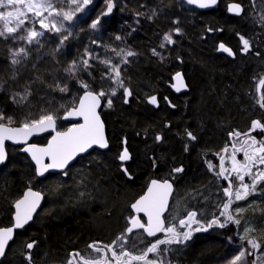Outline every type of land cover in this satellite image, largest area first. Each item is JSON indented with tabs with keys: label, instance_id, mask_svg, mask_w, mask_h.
Segmentation results:
<instances>
[{
	"label": "trees",
	"instance_id": "1",
	"mask_svg": "<svg viewBox=\"0 0 264 264\" xmlns=\"http://www.w3.org/2000/svg\"><path fill=\"white\" fill-rule=\"evenodd\" d=\"M178 1L115 0L113 15L102 18L107 28L115 31H118V19L127 21L131 27L128 29L130 43L141 54L140 61L130 71L132 95L129 98L121 95L106 109L102 97V117L110 142L109 151L99 155L103 160L102 173L96 177L108 199L102 213L103 224L87 212L40 225L33 222L17 231L0 264H28L25 255L29 251L32 264H57L59 260L56 259L69 255L71 250L79 249L88 241L103 238L108 228H116L124 201L140 194L153 178L175 177L183 183L177 185V190L199 187L207 177L208 154L220 153L228 133L245 123L252 112L251 89L255 76L264 71V33L245 22L246 9L243 17H234L227 11L229 0H219L209 11H195L192 25L188 23L181 36L174 33L176 43L161 50L157 41L167 30L176 28L175 23L180 20L176 14L175 2ZM235 1L246 7V0ZM104 7L105 0L96 3L97 16ZM95 17L91 16L86 22L91 24ZM240 36L246 37L251 44L247 53L241 51ZM221 43L231 48L235 55L220 51ZM154 48L163 59L153 55ZM72 60L47 59L26 68L21 80L31 85L32 95L24 106L16 105L6 92L0 90V111L6 117L14 118L13 126L25 118H38L41 109L52 112L60 120L85 91L79 80L86 81L94 92L102 89L100 74L94 69L92 79L87 75H79L78 79L69 78L67 73L62 78L56 75V68L61 67L59 64L65 65ZM95 67L99 70L97 65ZM178 71L182 72L188 87V91L181 94L169 89L172 76ZM11 76L8 58L0 55V86ZM57 82L66 83L68 92L55 90ZM165 90L168 101L163 100ZM151 95H157L156 106L146 101ZM187 132L196 139L189 138ZM157 136L161 139L157 140ZM125 147L130 154L127 175L117 169L115 161L116 155ZM7 150L8 160L0 167V228L12 223V205L23 191L29 187L39 189V181L26 156L16 147L8 146ZM176 168L183 171L176 173ZM251 200L256 203L252 207L255 209L251 208L245 216L255 229L250 235L264 242V183L257 186ZM100 213L96 212L95 216ZM229 237L234 238L229 230L200 236L177 254L170 250L172 245H164L162 249L169 250L161 253L162 259L165 264H218L223 255L224 239ZM33 241L35 246L31 250L25 249L23 253L12 250L15 245L24 246ZM237 243L253 251L246 241L235 240ZM153 256L151 254L150 259ZM254 258V255L247 257L248 264Z\"/></svg>",
	"mask_w": 264,
	"mask_h": 264
},
{
	"label": "snow or ice",
	"instance_id": "2",
	"mask_svg": "<svg viewBox=\"0 0 264 264\" xmlns=\"http://www.w3.org/2000/svg\"><path fill=\"white\" fill-rule=\"evenodd\" d=\"M217 0H187L188 4H196L200 8H208L215 5ZM93 0H0V38L12 39L15 41H23L26 45L41 46V39L48 33L61 34L66 32V35L60 36L59 46H62L71 36L69 30L71 22L76 20L78 13H84ZM106 11L100 13L95 20L90 24V28L98 29L102 22V18L108 16L115 7V0H105ZM229 12L235 15H242L244 9L240 3L229 5ZM155 15V12H153ZM142 15V13H137ZM151 19V17H149ZM67 22V23H66ZM261 22L264 23V16H261ZM178 23V22H177ZM38 25V27H37ZM181 29L176 27L170 30L161 38L159 47L165 48L167 45L174 44L176 41L173 38V33L179 35ZM211 31V29H209ZM117 40L121 37L117 36ZM242 42L241 51L247 53L251 49V44L244 36H240ZM95 43V42H94ZM220 50L235 55L231 48L226 47L223 43L219 45ZM116 57L120 60L118 63H113V58L100 60L106 68L105 74L101 79H108L115 83L117 87L123 88L125 97L131 96V91L124 87L122 78L121 66L129 63V57L136 55L135 52L120 49H111ZM153 55L161 56L155 48L152 49ZM30 54V48L22 46L12 50L11 63L13 65L21 64L23 59H26ZM86 57L80 60L71 61L64 71L71 79H78L81 72H86L91 75L89 69L92 68L90 60L93 59L92 54L85 50ZM176 79L182 84V76L176 73ZM81 87L85 90L84 95L79 97V106L68 111V116H80L83 118L82 124H75L68 128L65 132H56L46 147H37L36 145H28L24 149L30 153L32 160L36 163V174L43 176L49 169H63L78 153L85 152L94 145L101 148H107L108 142L104 135V125L97 113V108L100 105L102 97H108V106L112 104V96L116 95V88H111L110 92L101 89L94 92L90 89V85L79 80ZM260 86H264V77L259 80ZM186 87V85H183ZM49 87H53L50 85ZM175 87V85H174ZM55 90L60 92H68V85H61L57 82L54 85ZM180 89L177 88V91ZM32 95L31 85L25 86L23 91L17 92L12 96L13 102L23 104L29 101ZM260 106L264 108V95L260 97ZM127 103V99H125ZM149 103L157 104V97L151 96ZM56 116L45 109H41V114L38 118H25L19 126H13L16 121L12 116H5L0 111V164L7 160V152L5 150V141L12 140L16 142L23 141L27 143L28 137L34 133L45 132L48 129L55 130ZM256 129L264 130V124L259 120H254L251 129L246 133L232 132L229 135L233 137L244 136L245 139L240 140V147L237 148L235 143L232 145V152L229 157L231 160V168H225L224 156H220L219 171L216 172L218 178H223L228 181V187L223 189V195L227 198L222 204L218 205L219 216H213L205 225L198 219L197 211H187L183 218L177 222H168L164 218V213L168 210V200L172 193V184L167 180L163 182L152 180L147 188L146 193L136 200L131 207L137 213H144L147 216V222H142L138 216H133L129 220L130 226L126 228L124 233L116 237L111 244H103L102 242H93L88 245V249L94 258H86L79 251L69 254L67 264H132L133 261L140 264H165V261L160 258L162 252H167L168 248H163L164 245H186L191 240L194 232L207 231L213 225H218L223 228L229 223L236 225L241 224V218L246 211L245 208L236 207L233 209V204L238 201L247 200L253 193L257 191V186L264 183V139L257 140L250 132ZM189 138L195 140L196 137L191 133H186ZM157 140L161 137L157 136ZM228 152V146L223 149ZM238 152L243 153V161L236 158ZM219 155V154H218ZM48 157L51 163H44V158ZM121 161L130 159L128 149L125 147L120 154ZM209 169L214 166L209 163ZM176 173L183 171L182 168L174 169ZM127 172V169H125ZM227 173V175H226ZM250 178V183L245 182V177ZM233 180L238 181V185H233ZM83 195V193H81ZM43 196L40 192L33 191L29 187L23 196L14 201V224L12 227L0 228V258L5 257L6 251L9 248L10 242L13 241L15 229L23 228L33 218V213L40 205ZM199 215H202L199 214ZM223 217V221H221ZM175 220V217H173ZM198 225V227H193ZM134 230H143L148 237H156L158 233L163 234V238L155 239L141 254L134 255L128 250V238ZM255 229L245 227L243 235L240 236L241 241H246L251 250H259L261 243L250 234ZM35 246V241L27 243L26 249L31 250ZM155 254L156 259H150L149 254ZM110 254V255H109ZM254 251H250L241 247L238 254L233 256L228 264H248L247 257L253 256ZM28 264H32V254L29 251L25 255ZM260 258L253 259L251 264H258Z\"/></svg>",
	"mask_w": 264,
	"mask_h": 264
},
{
	"label": "rangeland",
	"instance_id": "3",
	"mask_svg": "<svg viewBox=\"0 0 264 264\" xmlns=\"http://www.w3.org/2000/svg\"><path fill=\"white\" fill-rule=\"evenodd\" d=\"M98 1L99 0H93V3L88 6L84 13L77 14L78 18L71 22V25L69 27V30L72 32V36L67 41H65L62 46L58 47L60 36L66 35V32H63L61 34L48 33L41 39V46H28L23 41L0 38V44H2V47L0 46V55L8 58L9 67L12 73L10 80L3 83L0 86V90L2 92H6L12 102V96L17 92L23 91L24 87L29 85L28 83H25V81H22L21 77L24 75L26 68L28 69L30 65L35 66L37 63H40L43 60L47 59H52L58 62V58H72L74 60L88 58L84 55L85 50L91 53L93 57V59L90 60L93 68L89 69V71H91L92 74H94V71L99 72L100 74V77L98 76L101 82L99 86H101V88L106 92H110L111 88H116V95L111 97L112 101L118 99L121 95H123L124 91L123 88L117 87L114 82L108 79H101V77L106 72V68L99 61L112 57L113 63H118L120 58L116 57L115 53H113L111 49H116L117 51H119L120 49H125L135 52V56L129 57V63L121 66L124 87L131 90V88L129 87L131 80L130 71L135 63L140 61L139 59L141 58V54L138 53L135 47L130 43V31H128V29H130L131 27L128 26L129 24L127 21H124L127 25H125L124 28H121V30H109L108 28H104V24L102 23L104 21L103 20L98 29H91L90 24H88L86 21L91 16H97V13L94 10ZM175 4L177 9L176 14L180 19L177 21L178 23L176 22L175 24L182 30L180 33L181 36L184 34V29L188 25V23L192 25L191 18L192 16H196L195 11H201L191 8L182 0L178 1L177 3L175 2ZM105 10L106 6L104 7V11ZM261 16H264V0H246L245 22L248 25H253L255 29H259V31L261 30L260 32L264 33V23L261 22ZM169 31L170 29L167 30V32ZM117 36L121 37V39L117 40ZM160 43L161 40L157 41V44L160 45ZM22 46L29 47L30 54L26 59L22 60L21 64L13 65L11 63L12 50ZM164 49H166V47L161 50ZM69 63L65 62V65H63L62 62V64H59L61 67L56 68V75L62 78L66 73L64 69L68 66ZM95 65H97L99 70L96 69ZM79 75H87L88 78H94L93 76L88 75V73L86 72H81ZM261 78L257 79L256 82L252 85V112L248 114V117L245 120V124L243 123L237 128L241 129L249 126L254 120H259L262 124L264 123V108L260 106L259 102L260 97L264 95V86H260L259 84V80ZM103 98L105 100L104 108L106 109L109 107L107 103L108 97ZM29 101L18 105L24 106L25 104H28ZM15 104L17 105V103ZM57 120L59 121V119ZM59 125L60 124L58 123V127ZM221 153L222 151L220 153L216 152L215 154H208L209 156L207 159V164L205 165V168L208 172L207 177L199 187H194L190 190H176L174 203L177 209V206H179L181 210L186 207L189 210L191 207H193L196 211L199 212V214L202 213L201 217H203L204 219L208 214L207 212L212 213L219 210L218 205L222 204L225 197L223 195V189L227 187V185H224V188L220 187L219 185L222 181V178H218L216 176V172L220 170L218 158ZM230 155L231 154H229V156L224 159V166L228 169L231 168V160L229 159ZM117 158L118 157H115V161H117ZM102 162L103 160L99 155H91L78 161L77 164L69 168L66 172L53 174L52 176H49L48 178L40 181L38 183V188L43 192V194H45V205L35 218V223L40 225L46 222H56L61 220L65 216L87 212L92 213L93 217H95L97 220H99L100 223L103 224V220H101V218L102 213L104 212V207L107 206L106 204L108 203V199L105 195V190L101 188L102 183H100L96 178L99 177L102 173ZM209 163L214 166L212 170L209 169ZM246 178L248 177L246 176L245 179ZM173 180L176 181L177 185H183V183H179V181H177L175 177L173 178ZM233 185L235 188V186L238 185V181L233 180ZM81 193H83V195H81ZM254 194L255 193H253L247 200L238 201L232 206L233 209H235L236 207L246 209V211L243 213V216L238 217L241 218L240 225L231 223L232 228L234 229V233L239 234L237 235L238 239H240V236L243 235L245 227H252L250 221L246 220L245 216L248 214L249 210L256 205V203L251 200ZM135 198L136 196L133 195L124 201L122 209L119 210V217L116 220V222L118 223L117 227L113 228V226L112 228H108V230H106L105 232L106 234L103 235L104 239L108 241H111V239H116L118 235L125 232L126 227H129V217L131 213L130 206L132 205ZM99 211L101 212L100 215L98 214V216H95V213ZM181 217L178 216L176 218L180 219ZM176 222L178 223V220ZM256 237L258 238V236ZM145 240L146 239H144L142 232H133L131 234L129 243L130 246L133 247L139 244H143ZM234 242L235 240H227V242L225 243V251L224 253H222L223 255L218 260V264H228V261L231 260L233 256L238 254L241 246L238 243L235 244ZM260 243L262 245L261 248L259 250H253L255 256L254 259L259 257L260 259L258 260V264H264V242ZM25 246L26 245H15L12 250L15 253H23L26 249ZM154 256L151 259L157 258L155 254ZM160 258L162 259V254L160 255Z\"/></svg>",
	"mask_w": 264,
	"mask_h": 264
},
{
	"label": "flooded vegetation",
	"instance_id": "4",
	"mask_svg": "<svg viewBox=\"0 0 264 264\" xmlns=\"http://www.w3.org/2000/svg\"><path fill=\"white\" fill-rule=\"evenodd\" d=\"M74 107V106H73ZM67 113V112H66ZM65 113V114H66ZM64 114V115H65ZM64 115L62 116V118L58 121L57 119H56V127H57V131H59V132H63V131H65V130H67L69 127H71L73 124L72 123H69V122H66V121H64L63 120V117H64ZM58 123L60 124L59 125V127H62V128H59L58 127ZM264 124V123H263ZM251 125L252 124H250L249 126H246V127H244V128H237V129H235L234 131H231V132H239V133H246V132H249L250 131V129H251ZM230 134V133H229ZM228 134V136H227V139L225 140V142L223 143V149L225 148V146L227 145L228 146V152H224L223 151V149H222V153H221V155L220 156H224V158H226V157H228L229 156V154H231V152H232V145L235 143V145H236V147L237 148H239L240 147V143H239V141L240 140H243V139H245V137L244 136H241V137H239V138H237V137H233V136H230ZM250 135H252V136H254L257 140H262V139H264V130H261V129H256V130H253V131H251L250 132ZM49 137H50V135H44V136H41V137H39V138H35L32 142L33 143H35V144H39V145H45L46 143H47V141H48V139H49ZM108 142H109V140H108ZM9 146V145H8ZM8 146H7V148H8ZM16 148H19V147H16ZM109 148H110V142H109V147H108V149L107 150H105V151H102V150H98V149H93L92 151H90L88 154H86V155H84V156H81V157H79L71 166H69L64 172H66L69 168H71L72 166H74L75 164H77L78 163V161H80L81 159H83V158H86V157H88V156H91V155H101V154H104V153H106V152H108L109 151ZM8 151V150H7ZM19 151H20V148H19ZM123 152V151H122ZM121 152V153H122ZM21 153V152H20ZM121 153H118L117 155H118V158H117V169L120 171V172H122V173H127V172H125V169H127L126 168V166H121V164H125V163H128L129 162V160H127V161H121L120 159H119V156H120V154ZM21 154H23V153H21ZM25 155V154H24ZM116 155V156H117ZM130 155V154H129ZM26 156V155H25ZM220 156H219V158H218V164L220 165ZM26 158H27V160L29 161V163L31 164V166L33 167V173H34V177H35V179H38V181L40 182V181H42L43 179H46V178H48L49 176H52L53 174H60V173H51V174H48L45 178H42V179H39L37 176H36V170H35V167L33 166V164L31 163V161L29 160V158L26 156ZM236 158L238 159V160H240V161H243V159H244V157H243V153L242 152H238L237 154H236ZM262 168H264V166H261ZM64 172H61V173H64ZM227 175V174H226ZM173 178L174 177H165V178H163V179H157V180H160V181H164V180H167V181H170L172 184H173V186H174V190H173V194H172V197H171V200H170V202H169V205H168V210L166 211V213L164 214V218H165V220H166V224L168 223V222H176L177 220H179V219H177L176 217H181V218H183V216L186 214V212L187 211H196L193 207H191L189 210L187 209V207L186 208H184V209H180L179 208V206H177L178 207V209L176 208V205H175V195H176V190H177V184H176V181H174L173 180ZM153 179H156V178H153ZM152 179V180H153ZM222 181L220 182V187H222V188H224V185L226 186L227 185V187H228V181L227 180H225V179H221ZM248 180H250L249 179V177L248 178H246L245 179V181L247 182ZM151 181V180H150ZM150 181L148 182V184L150 183ZM148 184L146 185V187H145V189H144V191L140 194V195H138L135 199H134V201H133V203L145 192V190H146V188L148 187ZM32 188V187H31ZM28 189V188H27ZM33 190H35V191H38V192H40L43 196H44V202H45V194H43V192L41 191V190H39V189H34V188H32ZM26 190V189H25ZM24 190V191H25ZM23 191V192H24ZM23 194V193H22ZM22 196V195H21ZM20 198V197H19ZM227 198L226 197H224V199H223V202L226 200ZM222 202V203H223ZM132 203V204H133ZM43 209V208H42ZM41 209V210H42ZM130 211H131V213H130V217L129 218H131V217H133V216H138V215H136L135 213H134V211L132 210V207L130 206ZM219 211H220V209L219 210H217L216 212H212V213H209V212H207L208 214L205 216V219L203 218V217H201V215H199V212L197 211V213H198V219H200L201 221H202V223H204L205 225L207 224V222L209 221V220H211L212 218H213V216L215 215V216H219ZM40 213V212H39ZM38 213V214H39ZM37 214V215H38ZM37 215H36V217H37ZM35 217V218H36ZM139 218H140V220L142 221V222H145L146 223V219H145V217H143V216H138ZM173 217H175V220H173ZM180 218V219H181ZM221 219V221H223V217H221L220 218ZM33 222H35V219H34V221ZM12 224V223H11ZM10 224V225H11ZM9 225V226H10ZM129 226H130V224H129ZM230 226H232L231 225V223H229V224H227L225 227H223V228H221V227H219L218 225H213V227L212 228H209L207 231H201V232H194L193 233V236H192V238H191V240L190 241H188L187 242V244L186 245H176V244H173L172 245V249H176V250H182L183 248H187L188 247V245L190 244V243H192L193 241H195V239L197 238V237H200V236H205V235H209V234H211V233H213V232H216V231H223V230H226V228H228V227H230ZM5 227H8V226H5ZM193 227H198V225H193ZM127 228V227H126ZM126 228H125V230H126ZM142 232L143 233V236H144V239H146L145 240V242L143 243V244H139V245H137V246H130V239H131V235H129V238H128V245H127V247H128V250L129 251H131L134 255H139V254H141L143 251H144V249H146L152 242H154L155 241V239H158V238H163V234L162 233H158L157 234V236L156 237H148L147 235H146V233H144L143 232V230H134V232ZM113 240H115V239H111V241H108V240H106V239H104V238H100V239H93V240H91V241H88L87 242V244L86 245H83V246H81L80 248H82V250H78L80 253H81V255H85L86 256V258H94V257H92V253H91V251L88 249V245L90 244V243H93V242H97V241H99V242H102L103 244H111V242L113 241ZM79 248V249H80ZM71 253V252H70ZM69 253V254H70ZM73 253V252H72ZM110 255V254H109ZM150 255H151V253L149 254V258H150ZM69 259V258H68ZM68 259L66 260H64L62 263H57V264H67V261H68ZM132 264H140V262H137V261H133L132 262Z\"/></svg>",
	"mask_w": 264,
	"mask_h": 264
},
{
	"label": "water",
	"instance_id": "5",
	"mask_svg": "<svg viewBox=\"0 0 264 264\" xmlns=\"http://www.w3.org/2000/svg\"><path fill=\"white\" fill-rule=\"evenodd\" d=\"M182 1H183L186 5L190 6L191 8H193V9H195V10H198V11H201V12H203V11H209V10L215 8L216 5H217L218 2H219V0H217V2H216L215 5H212V6L208 7V8H200V7H199L198 5H196V4H188V3H187V0H182ZM238 3H239V2H238ZM231 4H233V3H230L229 5H231ZM240 4H241V3H240ZM229 5H228V8H229ZM241 5H242V4H241ZM242 7H243V9H244V6H243V5H242ZM114 8H115V7H114ZM114 8H113L112 12H111L108 16H106V17H111V16L113 15ZM105 11H106V10H105ZM228 11H229V10H228ZM229 13L232 14V15H234V16H240V15H235L234 13H231V12H229ZM178 73H180L181 76H182V84H181L180 82L177 81V79H176V74H175V75L173 76V90H174L175 92H177V93H180V92L185 91V90L187 89V86H186V87L183 86V85H186L183 74H182L181 72H178ZM174 85H175V87H174ZM177 88H179L180 90L177 91ZM83 95H84V92L80 95V97L83 96ZM78 106H79V99H78L77 104H76L74 107H78ZM74 107L70 108L68 111L72 110ZM68 111H67V113H68ZM102 111H103V99L101 98V99H100V105H99V107L97 108V113H98V115H99V117H100V120L103 122V125H104V135H105V138H106V140H107V142H108L107 132H106V124H105L104 119H103V117H102ZM67 113H66V114L64 115V117H63V120H64V121L69 122V123H72L73 125H75V124H82V123L84 122L82 117H80V116H68ZM73 125H72V126H73ZM16 126H19V125H16ZM72 126H71V127H72ZM14 127H15V126H14ZM69 128H70V127H69ZM65 131H67V130H65ZM65 131H63V132H65ZM56 132H59V131H57V127L55 128V130L48 129V130L45 131V132L34 133L32 136L28 137L27 143H25V142H23V141L16 142V141H12V140H6V141H5V150H6V152H7V160H8V157H9V155H8V151H7V146L9 145V146H12V147H19V148H20V152L23 153V154H25V155L29 158V160L31 161V163L33 164V166L35 167V170H36V167H37V166H36L35 161L32 160L30 153L25 152L24 149H25L26 147H28V145H36L37 147H41V148H42V147H46L47 144H48V142L52 139V136H54V135L56 134ZM44 135H50V137H49V139H48V141H47V143H46L45 145H39V144H35V143L32 142L35 138H39V137L44 136ZM108 147H109V142H108ZM108 147H107V148H101V147H99V146L94 145L93 147L87 149L85 152L78 153V154H77L72 160H70V161L68 162V164L65 166V168H63V169H49L47 172L44 173L43 176H38L37 174H36V176H37L39 179H42V178H45L48 174H51V173H61V172H64V171H65L69 166H71V165H72V164H73V163H74L79 157L88 154V153H89L90 151H92L93 149H98V150L105 151V150L108 149ZM7 160L5 161V163L7 162ZM5 163H3V164H5ZM44 163H46V164H47V163H51V160H50L48 157H45V158H44ZM3 164H0V167H1ZM153 180H157V179H153ZM151 181H152V180H151ZM151 181H150V183H151ZM158 181H160V180H158ZM161 182H163V181H161ZM168 182L171 183L170 181H168ZM150 183L148 184V186L150 185ZM171 184H172V183H171ZM147 188H148V187H147ZM147 188H146L145 192H144L141 196H143V195L146 193ZM26 190H27V189H26ZM26 190H25V191H26ZM32 190H33V189H32ZM173 190H174V186H173V184H172V193H171L170 196H169L168 205H169V202H170V200H171V197H172V194H173ZM25 191H24V192H25ZM33 191H35V190H33ZM24 192H23V194H24ZM37 192H38V191H37ZM23 194H22V196H23ZM22 196H21V197H22ZM42 196H43V195H42ZM141 196H140V197H141ZM21 197H20V198H21ZM140 197H139V198H140ZM139 198H138V199H139ZM135 202H136V201H135ZM135 202H134V203H135ZM43 203H44V196H43V198H42V200H41V202H40V205L37 207L36 211L33 213V218H32V220L29 221V222H28L23 228H25L26 226H28V225H30V224L33 223V221H34L36 215H37V214L40 212V210L42 209ZM134 203H133V204H134ZM13 209H14V213H15L14 205H13ZM132 210L134 211V213H135L136 215L145 217L146 222H147V216H146L144 213H137L133 208H132ZM14 213H13V216H12V224H11L10 226H8V227H12L13 224H14V222H15V221H14ZM165 213H166V212H165ZM165 213H164V214H165ZM2 228H3V227H2ZM23 228L15 229V231H14V238H15V236H16L17 231H20V230H22ZM14 238H13V240H14ZM12 242H13V241L10 242V245H11ZM10 245H9V246H10ZM7 251H8V249H7ZM7 251H6V253H7ZM3 258H4V257H3ZM3 258H0V261H1Z\"/></svg>",
	"mask_w": 264,
	"mask_h": 264
},
{
	"label": "bare ground",
	"instance_id": "6",
	"mask_svg": "<svg viewBox=\"0 0 264 264\" xmlns=\"http://www.w3.org/2000/svg\"><path fill=\"white\" fill-rule=\"evenodd\" d=\"M239 1H235V0H229L228 1V3H227V11H228V5L230 4V3H238ZM239 3H241V2H239ZM242 4V3H241ZM243 6H244V12H243V14L242 15H240V16H234V15H232V14H230L229 13V11H228V13L231 15V16H234V17H238V18H241V17H243V15H244V13H245V9H246V7H245V5L244 4H242ZM104 11V10H103ZM105 18H109V17H105ZM103 21V20H102ZM103 24H104V28L105 29H107V25L105 24V22L103 21L102 22ZM118 31L120 30V28H124L125 27V25H127L125 22H124V19H118ZM191 23H193V20H192V18H191ZM177 27V26H176ZM220 51H222V50H220ZM224 52V51H223ZM178 72H181V71H178ZM177 72V73H178ZM182 73V72H181ZM176 74V73H175ZM174 74V75H175ZM173 75V76H174ZM173 76H172V84H170L169 85V89L173 92V93H175V94H181V93H184V92H187L188 91V87H187V89L185 90V91H183V92H180V93H177V92H175L174 90H173ZM264 76V71L263 70H261L256 76H255V78H256V80L257 79H259V78H261V77H263ZM256 82V81H255ZM186 83V82H185ZM186 86H187V84H186ZM155 92V91H154ZM162 94H163V100L164 101H168V92L165 90L164 92H162ZM123 96H125L124 94H123ZM151 96H153V95H151ZM151 96H149L147 99H146V101H147V103L148 104H150V105H152V106H156V104H151V103H149V98L151 97ZM156 97H157V95H155ZM130 96H128V97H126V98H129ZM251 100L253 101V98L251 97ZM251 101V102H252ZM158 102V101H157ZM103 110H104V108H103ZM103 112V111H102ZM245 124V123H244ZM229 133H231V132H229ZM228 133V134H229ZM223 141V140H222ZM117 157H118V155H117ZM126 166V168H127V165H128V163H125V164H121V166ZM124 175H127L128 174V169H127V173H123ZM36 180H38V179H36ZM144 191V190H143ZM142 191V192H143ZM141 192V193H142ZM140 193V194H141ZM140 194H138V195H140ZM138 195H135L136 197L138 196ZM13 205H14V203H13ZM13 205H12V216H13V213H14V209H13ZM44 205H45V202L43 203V206H42V208L44 207ZM41 211V210H40ZM12 216H11V221H12ZM245 218V217H244ZM2 228V227H1ZM226 230H229L231 233H233V236H234V238H225L224 239V248H223V253H224V251H225V243L227 242V240H231V241H233V240H240V239H238V237H237V235H239V234H236V233H234V229L232 228V226H230V227H228V228H226ZM235 243V242H234ZM173 247L171 246V248H170V250H172V251H174V253L175 254H177V253H179V252H182V250H176V249H172ZM78 250H82V248H80V249H73V250H71L70 252L72 253V252H75V251H78ZM69 258V255H66L65 257H61V258H58V259H56V260H59V262L58 263H62L65 259L67 260Z\"/></svg>",
	"mask_w": 264,
	"mask_h": 264
}]
</instances>
